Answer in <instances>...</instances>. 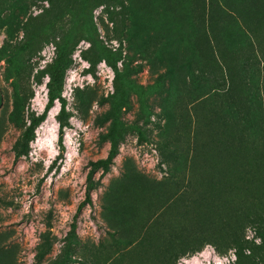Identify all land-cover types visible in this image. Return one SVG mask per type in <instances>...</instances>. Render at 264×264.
<instances>
[{"label": "rangeland", "instance_id": "374dc122", "mask_svg": "<svg viewBox=\"0 0 264 264\" xmlns=\"http://www.w3.org/2000/svg\"><path fill=\"white\" fill-rule=\"evenodd\" d=\"M0 264H264V0H0Z\"/></svg>", "mask_w": 264, "mask_h": 264}, {"label": "trees", "instance_id": "16d2710c", "mask_svg": "<svg viewBox=\"0 0 264 264\" xmlns=\"http://www.w3.org/2000/svg\"><path fill=\"white\" fill-rule=\"evenodd\" d=\"M55 75L52 76L51 80L54 81ZM63 90V82H58L57 84H49V92L46 105L42 113L31 117L29 124L26 125L23 132V144L22 151H26L29 147L30 142H32L35 138L36 129L46 121L47 116L51 108L54 107L55 101L60 100L61 92ZM65 107H63L64 112ZM66 124L60 119L59 120V129H58V155L56 160L61 157L63 158L66 152V145L64 142V133H65ZM109 141H110V150L105 158L98 159L96 161L91 162V169L87 175V189H86V197L84 201L80 203L77 208V212L75 215V221L72 223V227L76 229V220L82 210L88 205L92 203V190L94 189V174L96 171L101 170V178H103L107 173L110 172L111 166L113 165L115 158L119 153V130L117 128V123L113 122L110 131L108 133ZM21 154H19L20 156Z\"/></svg>", "mask_w": 264, "mask_h": 264}]
</instances>
